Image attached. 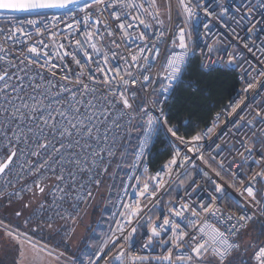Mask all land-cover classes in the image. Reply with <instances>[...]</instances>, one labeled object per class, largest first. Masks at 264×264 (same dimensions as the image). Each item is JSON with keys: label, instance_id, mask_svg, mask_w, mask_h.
Masks as SVG:
<instances>
[{"label": "built area", "instance_id": "obj_1", "mask_svg": "<svg viewBox=\"0 0 264 264\" xmlns=\"http://www.w3.org/2000/svg\"><path fill=\"white\" fill-rule=\"evenodd\" d=\"M137 3H144L145 7H148L147 0H137ZM177 3L178 14L173 8L169 20L164 19L161 13L156 19L145 14L144 19L151 25L149 28L131 21V16H128L127 19L135 25L128 29L130 33L128 39H122L123 34L117 28L118 23L124 22V17L122 16L121 21H116L110 15L113 11L120 12L119 8L107 9L101 14L96 11L101 6L94 5L87 10L91 15L89 20H86L84 11L78 10L83 5L67 11L46 14H0V29L5 30L0 32V45L9 50V59L15 60L19 51L22 48L26 50L27 45L15 41L5 43L7 29L22 27L25 33L31 34L28 45L53 54L52 62L58 65L55 69L58 73L57 80L68 75L74 81L80 75L81 66L75 63L71 55L64 56L63 59L54 55L57 51L61 55L67 51L75 54L76 58L81 60V65H85L83 71L87 82L88 70L95 69L96 64H89L83 57L82 53L85 50L92 54L93 60H98L101 66H105L103 56L104 53H108L107 67L113 69L118 67L121 72L130 71L137 79L135 86H127L132 109L128 110V115L117 121L119 127L111 122L108 123L107 127L112 131L108 133L107 145H99L105 148L104 158L98 159L100 167L91 172L93 180H99L101 183L111 163L120 156L121 148L134 129L138 127L141 130V135L132 151V160L124 179L123 189L111 212V224L107 235L98 251L86 264H119L113 258L121 251H124L125 256L128 253L133 256H148L149 260L145 264H158L152 257L166 255V249L170 245L161 244L158 240H154L147 249L143 245L148 242L150 228L153 225L163 224L165 218L178 221L190 235L193 233L199 235V233L196 228L188 227V220L196 221L198 226L207 222L221 231H226L235 225L228 236L230 241L239 245L241 236L249 229L252 222L258 221L264 227V216L260 211L258 198L264 177L257 175L264 172V133L261 132L264 128V8L260 7L257 0H184V4L193 13L192 16H188L179 0ZM249 7L253 9L251 13L248 12ZM126 11H131V15L137 14L132 10ZM54 15L61 16V19L53 20ZM98 18L102 23L95 25ZM29 20L38 21L36 27L27 23ZM37 28L41 29L44 35H37ZM96 28L99 29V33L93 42L101 48L99 56L92 53L85 39V33L95 31ZM108 30H112L115 35L108 36ZM141 32L145 33V40L132 39V36L138 37ZM181 32L184 34L186 49H181L179 46ZM100 33L103 35L101 36ZM20 39L24 40L27 37ZM40 40L48 45V48L45 49L38 44L37 41ZM77 40L82 42V48L78 49ZM60 45L64 47L61 48ZM138 46L145 48L142 55ZM113 52L116 53L115 58L112 57ZM133 53L140 55L136 64H132L131 61ZM181 54H185V59L180 65L179 74L173 80L165 79L167 73L164 67L167 61ZM144 57H147V60ZM193 59L199 61L200 69L205 73L217 70L234 72L238 80V89L233 98L212 117L208 124L204 125L196 135L188 138L178 127L168 123L167 107ZM2 66H4L3 62H0V67ZM11 71L14 72L15 69ZM143 75H148L149 81L145 82ZM10 83L15 84L16 78L13 77ZM249 85L252 87L249 88ZM164 88L168 90L164 92L162 90ZM144 109L147 110L146 114ZM258 112L259 116H257ZM149 116L154 120L150 129L147 125ZM241 117L244 119L242 120ZM248 121L252 123L249 124ZM169 128L175 131V136L168 131ZM8 134L11 135V132ZM161 136L166 139L172 157L161 168L153 170L150 157ZM197 136L200 139L194 140ZM5 143L0 138V160L6 158L8 154ZM19 147L24 145L21 144ZM109 148L114 155H108ZM246 148H251L252 151L248 152ZM173 158L177 161L175 165L170 164ZM29 160L36 162L37 158L27 154L18 156L6 173L0 175V200L21 202L37 195L35 210L29 220L45 231L53 229L58 224L66 225L73 220L100 186V183L97 185L88 181L89 174L84 173L82 174L84 180L88 182L85 183L84 189H78L82 199H76V192H73L72 197L66 201H57L61 205L59 209L49 207L53 200L49 188L54 181L45 179L43 182L49 185V188H46L45 194H39L34 183L38 176L33 175L29 170L26 162ZM103 167H107L106 172L103 171ZM40 175H43V170ZM146 182L149 184V192L141 196L140 193ZM217 185L220 186V191L216 190ZM248 187L253 188L254 200L246 192ZM29 188L32 191H29ZM88 191L92 193L90 197L87 196ZM153 192L154 195H151ZM137 201L141 210L138 215L132 217V224L129 225L127 221L130 209L125 205L135 206ZM42 202L45 203L43 209L40 208ZM185 204L189 206V211L184 213L188 219L175 217L172 211L180 210ZM202 206L215 212V216L203 211ZM192 208L200 213L199 217L191 215ZM57 211L65 218L56 215ZM241 216L251 219L240 220ZM228 217H231V220ZM122 225L123 232L120 231ZM132 227L136 228L135 233L131 232ZM170 234V230L163 232L160 239H167ZM189 253L190 245L187 240L183 248L173 249L174 259L176 255ZM175 264H181V261L177 260Z\"/></svg>", "mask_w": 264, "mask_h": 264}, {"label": "snow or ice", "instance_id": "obj_2", "mask_svg": "<svg viewBox=\"0 0 264 264\" xmlns=\"http://www.w3.org/2000/svg\"><path fill=\"white\" fill-rule=\"evenodd\" d=\"M148 7L144 3H137V0H92L91 3L83 4L78 10L86 13V20L91 19L88 14V9L94 5H98L97 12L101 14L107 9H121L120 12L113 11L110 15L116 21H121L122 16L124 22L117 24V28L123 34L122 39H128L130 33L129 28L135 25L131 21L138 22L145 28L151 25L146 22L144 15L146 14L153 19L160 15L157 5V0H147ZM183 11L192 16L191 9L184 4V0H179ZM261 8H264V0H257ZM73 5H81V0H0V12L15 14V13H48L53 10H71ZM135 11L136 15H131V11ZM253 9L248 8L251 13ZM131 16V21L127 18ZM15 18V17H13ZM169 18L170 15H169ZM61 16L54 15L53 20H60ZM27 23L36 27L38 21L29 20ZM102 21L98 18L95 25L101 24ZM162 25V21L160 22ZM47 27V25H45ZM69 27H72L69 25ZM107 28V25H105ZM0 29V32H4ZM99 33V29L95 31L86 32L85 39L88 47L91 48L92 53L97 56L101 54V48L93 42V39ZM37 35H44L43 31L37 28ZM53 35H55L53 33ZM102 36L103 34L100 33ZM108 36H113L115 33L112 30L107 31ZM20 37H27L21 40ZM145 40V33L141 32L138 37L132 36V39ZM28 39H31L30 33H25L22 27L9 28L4 37L5 43L8 41H15L27 45L26 50L22 48L16 56V59H9V50L0 45V62H3L0 67V138L2 142H6L5 146L8 147V154L6 158L0 160V175H4L10 165L18 156L25 154L31 157H36L37 161H26L29 165V170L33 175H37L38 179L34 182L35 189L39 194H45L46 188L49 185L43 181L45 179L54 181L49 188V194L53 197L52 204L49 207L59 209L61 205L57 201H66L72 197L73 192H76V199H82L78 189H84L85 183L88 181L94 182L99 185V180H93L91 172L93 169L100 167L98 159L103 160L104 147H99L100 144L107 145L108 133L112 131L107 127L111 122L116 127L120 125L117 121L128 115V110L132 109V104L129 102L127 95L128 85L135 86L137 79L133 77L130 71L121 72L120 68H109L108 53H104V65L101 66L98 60L94 61L92 54L88 51H83L82 55L86 58L89 64L95 63L96 68H89L87 73V82L85 81V73L81 65V60L76 58L75 54L67 51L55 52L54 55L61 57L72 56V59L78 66H81L80 75L73 81L68 75H64L57 80L58 73L55 71L58 65L52 62V53L43 51L41 48L28 45ZM43 48H48L42 40L37 41ZM113 43H115L113 41ZM76 45L82 48V42L76 41ZM119 45H117L118 47ZM181 49H186L184 42V34L180 33ZM63 48V45H60ZM139 47V46H138ZM110 51V50H109ZM145 51L144 47H139V53L142 55ZM157 51V55H158ZM140 55L136 53L131 54L132 64H136ZM116 53H112L115 58ZM147 60V57H144ZM185 54L174 56L167 61L164 67L165 79L173 80L180 72V65L184 62ZM18 61V62H17ZM127 63V60L125 61ZM63 67V66H60ZM15 69V71H11ZM47 73V75H45ZM97 74H100L99 76ZM16 78V83L10 81ZM128 77V79H125ZM145 82L149 81L148 75H143ZM170 86V85H169ZM252 85H249L251 88ZM166 92L168 89H162ZM17 101L19 103H17ZM235 110V109H234ZM145 114L147 110L144 109ZM115 113V116H114ZM260 113H257L259 116ZM243 120L244 117H241ZM154 120L151 116L148 117L147 125L151 128ZM249 124L252 121H248ZM103 129V131H102ZM173 136L176 135L175 131L171 128L168 129ZM211 131V129L209 130ZM11 132V135L8 133ZM264 133V128L261 129ZM255 135V133H253ZM181 139L180 137H177ZM200 137H194V140H199ZM23 144L24 147H19ZM192 149L190 148L189 151ZM108 155H114V152L109 148ZM246 151L251 152V148H246ZM179 153H177L178 155ZM243 155V154H241ZM176 159L170 161V164L175 165ZM259 163V161H257ZM23 167V166H21ZM43 170V175L41 172ZM103 171H107V167H103ZM147 171V169H145ZM87 173L88 181L84 180L82 174ZM257 175L264 177V172ZM255 179V177H253ZM217 191H220V186L217 185ZM29 191H32L29 188ZM149 192V184H144L141 196H145ZM246 192L253 200L255 195L252 187H248ZM91 191L87 192V196H91ZM154 195V192L151 194ZM27 207V205H25ZM130 209L129 219L127 224H132V217L138 215L140 209L139 201L135 206L125 205ZM40 208H45V203L40 204ZM203 211L210 212L215 216V212L206 206H202ZM189 211L187 204L182 205L180 210H173L172 214L175 217L187 220L184 215ZM218 211V209H217ZM61 218L64 215L57 211L55 213ZM20 215L19 212L16 213ZM193 217H199L200 213L195 208L191 209ZM231 220V217H228ZM240 220L251 219V217L241 216ZM51 227V225H49ZM188 227L196 228L199 235L193 233L189 234L185 227L178 221L165 218L163 224L153 225L150 228V235L147 237L148 242L143 245L145 249L149 248L154 240H158L161 244H169L166 249V255H159L152 257L158 264H175V261H181V264H235L233 259V252L240 250V245L230 241L228 233H232L235 225H232L226 231H221L216 226L207 222L202 225H197L196 221L188 220ZM7 225H5V229ZM170 230V235L167 239H160L161 234ZM120 231H124V226H120ZM238 231V229H237ZM132 233L136 232V228L132 227ZM8 236L13 237L19 245V260L15 264H24L27 259L29 249L27 245H31L34 251H43V249L36 250V246L31 244L29 240H22L13 235L12 232H7ZM23 234H21L22 236ZM190 245V253L187 255H176L173 257V249H181L184 242ZM113 243H115L113 241ZM254 249L252 252V260L254 264H264V246L251 245ZM207 257V259H205ZM114 260L119 264H145L149 260L148 256L137 255L133 256L128 253L125 256L124 251L119 252ZM32 264H38L35 257H33Z\"/></svg>", "mask_w": 264, "mask_h": 264}, {"label": "rangeland", "instance_id": "obj_3", "mask_svg": "<svg viewBox=\"0 0 264 264\" xmlns=\"http://www.w3.org/2000/svg\"><path fill=\"white\" fill-rule=\"evenodd\" d=\"M157 4L161 16L166 20H169L173 8L178 14L177 0H157ZM137 133L138 129L135 128L131 134L132 140L129 143V148L120 154L117 164L111 169L109 177L101 189L95 191L80 213L66 224L69 246L65 245L67 246L65 248L40 242L25 229V226L34 224L29 220V217L35 210L37 195L21 202L0 200V205L3 204L0 207V264H15L19 260V245L13 237L7 235V232H12L14 236L22 240L30 239L31 244L36 246V250L43 249V251H34L31 249V245H27L29 251L24 264H32L33 257L36 258L38 264H86L98 251L107 235L111 224L112 209L121 194L125 174L131 164L132 151L138 139ZM96 209L99 213L98 216L93 215ZM17 212L20 213L19 216L16 215ZM5 225H7L6 229ZM51 229L47 231H51ZM21 234L23 235L21 236ZM253 240L254 238L244 236L240 241V250L245 251L242 259L247 264H254L252 260L254 249L251 247ZM254 242L256 241L254 240ZM258 246H264V243ZM67 248L72 254L66 251Z\"/></svg>", "mask_w": 264, "mask_h": 264}, {"label": "trees", "instance_id": "obj_4", "mask_svg": "<svg viewBox=\"0 0 264 264\" xmlns=\"http://www.w3.org/2000/svg\"><path fill=\"white\" fill-rule=\"evenodd\" d=\"M237 89L238 80L234 72L217 70L205 73L200 69L199 61L193 59L188 65L182 82L176 87L172 100L167 107V121L169 124L178 127L185 137H192L196 135L204 125L208 124L214 114L233 98ZM140 135L141 130L138 129V139ZM131 140L132 135H130L124 143L121 148V153L124 152L126 148H129ZM171 157L172 151L166 139L161 136L156 142L150 157L152 169L157 170L161 168ZM118 160L119 156L111 163L107 174L102 179L97 190H100L104 185L106 179L109 177L111 169L117 164ZM263 191L264 185L261 184L258 198L260 200V211L264 216V209H262ZM2 205H0V207H2ZM98 214L96 209L93 215L98 216ZM6 222L9 221L6 220ZM25 227L30 235L40 242L62 248L69 246L67 226L65 224H58L51 229V231L42 230L37 224L27 225ZM244 236L254 238L256 242H254V240L252 242L254 245L258 246L264 243V228L258 221H254L251 223L249 229L241 236L240 241L243 240ZM68 248L66 251L72 254ZM243 254H245V251L240 250L235 252L233 255L235 264H247L242 259Z\"/></svg>", "mask_w": 264, "mask_h": 264}, {"label": "water", "instance_id": "obj_5", "mask_svg": "<svg viewBox=\"0 0 264 264\" xmlns=\"http://www.w3.org/2000/svg\"><path fill=\"white\" fill-rule=\"evenodd\" d=\"M92 0H81V5L83 4H86L88 2H90ZM79 5V6H81ZM75 7H78L77 5H73L71 7L72 8H75ZM68 9H65V10H53V11H49V12H60V11H67ZM1 15H24V14H28V13H15V14H8V13H2L0 12ZM31 14H35V13H31ZM262 185H264V179L262 180ZM262 197H263V201H262V209H264V191L262 192Z\"/></svg>", "mask_w": 264, "mask_h": 264}, {"label": "bare ground", "instance_id": "obj_6", "mask_svg": "<svg viewBox=\"0 0 264 264\" xmlns=\"http://www.w3.org/2000/svg\"><path fill=\"white\" fill-rule=\"evenodd\" d=\"M216 113H217V112H216ZM216 113H215V114H216ZM215 114H214V115H215ZM130 162H131V161H130ZM125 175H126V174H125ZM261 184H262V183H261Z\"/></svg>", "mask_w": 264, "mask_h": 264}]
</instances>
